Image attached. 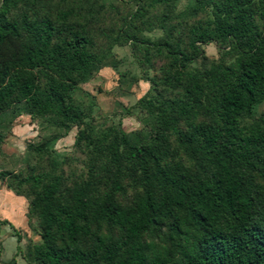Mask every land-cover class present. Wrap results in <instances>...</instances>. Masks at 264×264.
I'll use <instances>...</instances> for the list:
<instances>
[{"label":"trees","instance_id":"16d2710c","mask_svg":"<svg viewBox=\"0 0 264 264\" xmlns=\"http://www.w3.org/2000/svg\"><path fill=\"white\" fill-rule=\"evenodd\" d=\"M91 1L61 8L0 0V110L16 103L17 115L75 126L73 145L101 160L89 165L95 177L63 190L66 155L41 143L35 150L47 155V168L11 173L7 186L15 194L27 188V213L38 221L39 240L26 254L36 264H264V112L252 114L264 100V0H192L184 13L206 17L173 38L163 11L155 41L139 35L147 8L176 0H136L98 49ZM208 42L218 47L216 60L201 54ZM123 43L130 52L142 45L136 62L144 71L154 55L165 61L159 76L141 78L147 89L135 104L151 119L143 141L121 129L92 136L73 92L100 68H114L112 47ZM125 169L138 191L121 205ZM8 174L0 170V180Z\"/></svg>","mask_w":264,"mask_h":264},{"label":"rangeland","instance_id":"374dc122","mask_svg":"<svg viewBox=\"0 0 264 264\" xmlns=\"http://www.w3.org/2000/svg\"><path fill=\"white\" fill-rule=\"evenodd\" d=\"M51 7H67L74 4V0H44ZM136 0H95L89 2L91 8L97 9L98 19L91 21L94 24L89 28L95 38V48L98 49L107 42L103 32L115 35L123 26L128 13L134 8ZM192 0H176L172 6L165 9L154 5L148 7L144 24L140 30L141 38L151 41L157 40L162 31L158 25V18L163 11L168 14L165 25H173L172 37L184 39L183 27L193 23L196 19H204L206 13L198 12L195 15L184 13ZM101 5V8H99ZM264 21V20H263ZM135 25L139 23L133 21ZM260 21H258V24ZM202 56L206 60H216L219 57L218 47L214 42L201 46ZM114 57L118 60L114 68L102 67L85 83L74 89V95L86 110H88L87 123L91 126V135L109 129H121L130 139L143 141L151 126V119L135 104L136 99L147 89V83L141 78L159 76L164 66V59L159 55L153 56L152 69L144 71L136 58L142 53V45L130 52L128 43L112 47ZM153 52V50H150ZM202 57L190 64V67H200ZM118 73H120L118 75ZM170 94V93H167ZM17 104H11L0 110V170L9 171V174L0 180V264H36L26 254V247L39 240L38 221L35 215H29L27 188H21V193L15 194L12 186V174L25 175L30 171L45 170L48 157L44 152L38 154L35 146L44 143L47 148L66 155L62 164L63 190L72 187L87 177H95L89 169L92 162L99 165L100 159H91L90 147L83 144L74 146L73 139L76 127L67 130L57 129L48 122L47 116L43 120L30 119L27 115L16 114ZM16 106V107H15ZM89 107V109H87ZM85 110V109H84ZM264 112V100L253 108V116ZM246 122L249 119H245ZM169 143L174 148L172 137ZM122 179L123 191L116 194V200L121 205L129 203L138 189L132 182L134 172L125 169ZM98 174V172H97ZM95 181V180H94ZM95 185L98 193L104 186ZM2 220L6 222L3 223ZM146 238L156 245L159 238L147 235Z\"/></svg>","mask_w":264,"mask_h":264}]
</instances>
